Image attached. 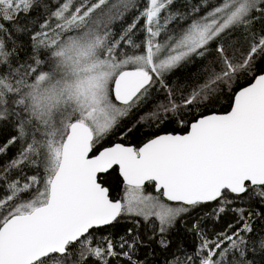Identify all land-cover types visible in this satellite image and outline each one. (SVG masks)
I'll return each instance as SVG.
<instances>
[{
  "label": "snow or ice",
  "instance_id": "1",
  "mask_svg": "<svg viewBox=\"0 0 264 264\" xmlns=\"http://www.w3.org/2000/svg\"><path fill=\"white\" fill-rule=\"evenodd\" d=\"M204 3L180 12L174 0H0V125L14 128L0 154L20 145L0 164V264H143L138 237L122 238L118 251L110 240L93 246L92 230L128 215L154 218L163 235L190 208L214 203L219 215L245 196L264 203V71L254 74L264 29L253 30L264 23V0ZM41 8L32 56L21 60L20 16ZM133 9V22L116 30ZM238 31L246 49L230 42ZM197 61L193 83L170 84ZM243 75L252 82L234 91L230 111L201 112ZM156 92L163 98L154 100ZM137 111L140 122L159 127L174 118L187 131L155 135L138 148L102 147ZM28 164L36 172L24 175ZM113 166L126 186L122 200L102 186ZM146 182L163 200L142 194ZM232 210L239 227L215 240L202 236L194 253H174L167 264H255L249 244L264 252V235L250 241L251 219L264 213Z\"/></svg>",
  "mask_w": 264,
  "mask_h": 264
},
{
  "label": "trees",
  "instance_id": "2",
  "mask_svg": "<svg viewBox=\"0 0 264 264\" xmlns=\"http://www.w3.org/2000/svg\"><path fill=\"white\" fill-rule=\"evenodd\" d=\"M50 2L53 6L56 0H45ZM140 3L141 0H136ZM208 3L214 4L216 0H207ZM174 7L180 12H191L193 8L200 7L202 10L205 8L204 0H174ZM138 15V10L133 9L129 11L122 23H117L116 30L127 27L133 22ZM44 18L43 8L34 10L30 15L21 14L20 28L22 31L15 33L17 46L20 48V59L27 60L32 56L33 47L31 35L35 31L40 30V23ZM142 23L140 27L142 28ZM264 29V23L257 21L253 25V30L260 32ZM137 42L143 39V33L137 31ZM230 42H238V46L247 48V43L242 31H238L231 35ZM200 63L197 61L194 64L188 65L186 68L180 69L174 75L170 84L181 89L193 83L196 75L200 70ZM264 67V59L257 58L254 65V74L259 73ZM252 75H243L237 84L233 85V90L230 91L225 88L221 94L213 97L202 108V113L212 111L223 112L228 109L231 103L233 92L252 79ZM154 100L156 98L162 99V93H153ZM154 106L153 103L147 104L143 111H148ZM141 111L132 113L128 118L123 119L120 124L115 127L102 141V145L110 144L113 141H119L125 144H132L134 147L138 146L145 139L149 138L155 133L161 132H184L186 128H182L174 118H170L165 123L157 127L156 123L140 122L139 116ZM191 119V117H187ZM14 132L11 126L0 125V144H4L7 138ZM20 145L17 144L8 149L4 154H0V164L7 163V161L15 157L18 153ZM42 171V169H41ZM36 172V168L31 164L25 165L24 175H31ZM101 182L106 188L109 189L111 199L122 200L123 192L126 189L125 183L116 171V166H113L107 173L101 174ZM153 184L145 183L143 190L156 192L152 188ZM2 194V193H0ZM160 195V193H158ZM173 203V202H172ZM216 205L206 204L190 208L187 212L181 213L176 218L174 225L163 235L159 231V223L153 218L152 222H146L142 217L122 215L118 217L112 224L103 226L99 229L92 230L93 246H104L107 240L113 242L116 249L119 251L121 240H132L138 237L142 243H138L135 251V256L143 264H167L172 259V255L176 253L181 259L187 255L195 252L197 246L202 242V236L209 240H215L217 235L225 230H229V225L233 229L239 227V214L234 212L233 208H243L246 212L264 213V203H261L258 197H253L251 200L247 196L243 199L236 201L224 213L216 215L213 209ZM254 231L250 237V241L259 239L264 235V216L253 215L251 219ZM197 224L199 231L193 229V225ZM131 230V231H130ZM161 239L168 242V247L161 246ZM249 259L255 261V264H264V252L259 250L253 252L251 250V243L249 244ZM113 264H118L113 260Z\"/></svg>",
  "mask_w": 264,
  "mask_h": 264
},
{
  "label": "water",
  "instance_id": "3",
  "mask_svg": "<svg viewBox=\"0 0 264 264\" xmlns=\"http://www.w3.org/2000/svg\"><path fill=\"white\" fill-rule=\"evenodd\" d=\"M261 71H264V67H263V69H262ZM261 71H260V72H261ZM260 72L257 73V74H260ZM252 79H253V77H252ZM252 79H251L248 83L244 84L243 86H247L249 83H251V82H252ZM243 86H241V87H243ZM239 88H240V87H239ZM239 88L236 89L235 91H238ZM233 95H234V92H233V94H232V98H233ZM232 98H231V103H232ZM231 103H230V105H231ZM227 111H230V106L228 107L227 110H225V111H223V112H216V111H212V112H216V113H225V112H227ZM209 113H211V112H208V113H205V114H209ZM186 131H187V129H186L184 132H186ZM163 133H176V132H161V133H157V134H155V135H159V134H163ZM179 133H183V132H179ZM155 135H152L151 137L145 139L142 143H140V144L137 146V148L140 147V146H142L144 143H146L149 139L153 138ZM115 144H122V145H124V146H133L132 144H125V143H122V142H119V141H113V142H111L110 144L104 145V146H102V147H111V146H114ZM116 171H117L118 175L120 176V178L122 179V182L124 183V181H123V177L120 175V171H119V167H118V166H116ZM102 186H104V185H102ZM104 187H105V186H104ZM152 188H153L154 191H156L154 184L152 185ZM110 199H111V198H110ZM112 200L115 201V200H119V199H112Z\"/></svg>",
  "mask_w": 264,
  "mask_h": 264
},
{
  "label": "rangeland",
  "instance_id": "4",
  "mask_svg": "<svg viewBox=\"0 0 264 264\" xmlns=\"http://www.w3.org/2000/svg\"><path fill=\"white\" fill-rule=\"evenodd\" d=\"M125 191H126V189H125ZM125 191L123 192V196L125 195ZM142 194L146 195V196L147 195H151V196H154V197H159L161 200H163V198L156 192H150V191H147V190H143ZM123 196H122V198H123ZM163 202L172 204V202H168V201H163Z\"/></svg>",
  "mask_w": 264,
  "mask_h": 264
},
{
  "label": "flooded vegetation",
  "instance_id": "5",
  "mask_svg": "<svg viewBox=\"0 0 264 264\" xmlns=\"http://www.w3.org/2000/svg\"><path fill=\"white\" fill-rule=\"evenodd\" d=\"M155 134H157V133H155ZM155 134H153V135H155ZM151 137V136H150ZM135 147H137V146H135Z\"/></svg>",
  "mask_w": 264,
  "mask_h": 264
}]
</instances>
